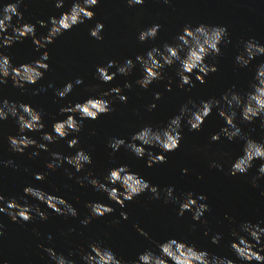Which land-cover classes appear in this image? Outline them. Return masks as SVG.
Masks as SVG:
<instances>
[{
	"label": "water",
	"instance_id": "95a60500",
	"mask_svg": "<svg viewBox=\"0 0 264 264\" xmlns=\"http://www.w3.org/2000/svg\"><path fill=\"white\" fill-rule=\"evenodd\" d=\"M7 2L11 0H0V5ZM74 2L75 0H65L64 7L57 8L56 0H23L20 4L23 20L19 23L34 24L37 37H42L47 35L51 27L50 18H59L70 10ZM91 11L95 13L93 19L64 32L46 49L37 51L31 37L0 49L12 58L14 66L31 63L45 51L50 54V59L46 61L50 70L43 79L35 85H27L26 90L14 87L9 79L6 85L0 86V102L7 99L17 104H30L42 113L45 123L43 131L26 133L39 143H47L41 139L43 132H53V124L67 118L68 114H61L60 108L69 106L70 102L82 103L89 97H99L102 92L111 88H124L126 83L131 82L133 87L124 88L123 93L128 97L127 103L116 97H105L114 100L110 114L101 115L97 120H84V127L79 133H71L67 138L49 144V151L30 147L23 154L11 150L8 137L19 136L20 132L16 118L9 116L7 120L0 121V154L5 161L15 162L10 168L25 187L40 188L63 197L77 209L79 215L76 217L57 215L46 204L32 197L35 204L48 213L49 219L46 221L64 249L68 254L75 252L70 257L76 264H86L82 253L89 252L92 243H99L102 247L111 249L118 258L134 264L146 250L158 251L154 241L162 243L169 238L195 244L199 250L227 257L234 260L235 264H247L238 259L230 244L236 240L232 235L233 230L240 231L241 224L250 221L264 227V177H260L259 173L264 160H255L246 174L229 175L232 163L244 154L245 140L240 137L228 140L222 133L219 141L211 140L212 135L221 132L226 126V121L218 114V108L213 109L200 131H190L185 118L179 148L163 153L167 162L153 167L147 166V156L138 158L126 147L113 155L109 141L117 137L130 142L132 135L146 125L166 127L170 118L178 115L181 106L189 99L195 100L199 105L201 100L222 99L230 88L242 95L251 91V85L256 82L254 78L258 66L264 63V55L257 56L247 67H240L236 57L244 51V44L248 40L255 39L264 45V0H171L170 3H164V0H145L144 4L134 7H130L127 0H100ZM40 20L49 22L48 26L41 27L38 23ZM98 22L104 24L103 40L90 35V30ZM12 23L17 24V18L14 17ZM154 24L161 25L158 36L154 40L141 42L138 39L140 32ZM200 24L226 26L229 34L226 39L231 40L230 44H221L222 54L219 57L207 58L206 62L215 64L218 71L208 75L206 83L197 81L196 73H193L195 87L189 89L185 86L181 89L177 75L179 63L166 67L164 79L154 82L148 89L136 83L143 76L138 62L129 76L120 75L116 67L111 68L110 72H117V75L110 83H103L97 77L98 66H106L113 60L118 65H123L129 58L135 61L137 56L146 55L153 47L163 48L165 43L175 44L176 37L185 26L195 28ZM11 31L9 29V34ZM78 78H82L84 83L76 85L64 99L57 96V89H63L68 82H74ZM169 83L172 84V91L166 89ZM40 89L46 90L38 91ZM34 92L37 94H33ZM156 92L163 94L160 100H154ZM152 103H156L157 107L149 111L148 106ZM240 112L237 109L236 123L243 134L264 142L261 119L257 118L252 123L244 122ZM76 136L79 137V144L75 148L69 147L68 141ZM81 148L92 157V163L86 165L83 171L77 172L67 162L56 170L47 167L53 159L52 152L71 156ZM148 150L161 154L158 147ZM37 151L40 154L31 158V153ZM213 161L222 164L223 168L211 167ZM120 165L129 166L132 172L158 186L160 198L154 199L153 194L147 191L133 201H126L122 208L110 200L106 193L96 191L88 180H85L84 186L78 183V178L87 177L89 172L93 174V178L106 182L104 178L109 170ZM184 168L188 169L187 174L183 173ZM36 173H44L45 180H36ZM70 173L73 174L72 178L69 177ZM254 178H258L259 187L254 186ZM167 187H174V195L178 197V201L165 203L164 189ZM188 192L208 197L206 201H200L210 207V211L200 221L193 219L192 212L178 215L180 202ZM89 202L107 204L115 211L83 225L81 221L90 215L87 207ZM121 212L128 213L127 220L122 218ZM136 225L148 232L150 238L142 236ZM206 231L208 235H205ZM217 233L222 236L219 244L212 242V236Z\"/></svg>",
	"mask_w": 264,
	"mask_h": 264
},
{
	"label": "clouds",
	"instance_id": "9594fccd",
	"mask_svg": "<svg viewBox=\"0 0 264 264\" xmlns=\"http://www.w3.org/2000/svg\"><path fill=\"white\" fill-rule=\"evenodd\" d=\"M23 0H11V2L0 5V49L13 46L17 41L23 42L24 39L31 37L36 46V50L46 49L49 44L55 42L56 38L64 32L70 31L74 26L91 20L95 17V13L91 11L96 7L100 0H75L69 11L64 12L59 18L53 16L50 18L51 27L47 35L37 37V29L31 23H19L23 20V13L20 11V4ZM130 7L144 4L145 0H127ZM171 0H164V3H170ZM65 0H56L57 8L64 7ZM17 18V24H13V19ZM41 27H47V21H38ZM161 25L154 24L150 28L140 32L138 39L146 42L149 39L154 40L160 31ZM9 29L11 33L9 34ZM104 24L98 22L94 28L90 30V35L97 40H103L102 35ZM226 26L200 24L195 28L185 26L182 33L176 37L175 44L165 43L163 48L153 47L146 55H139L136 60L127 59L123 65H118L117 61H109L106 66L97 67V77L103 83L112 82L117 72L120 75L129 76L138 62L141 65L143 76L136 81L142 88L148 89L154 82L164 79V70L179 63L177 75L180 78L179 87L189 89L195 87L192 74L196 73L195 79L201 84L206 83V77L211 73L218 71L215 64L207 63L208 57H219L222 54L221 44H230ZM183 53V55H182ZM264 55V45L259 44L255 39L245 42L244 51L237 57L236 62L240 67H247L257 56ZM50 59L49 52L45 51L43 55L31 62L14 66L12 58L0 51V86L6 85L11 79L13 86L26 90L29 84L35 85L44 78L45 73L50 70V65L46 62ZM116 67L117 72H110V69ZM255 81L251 85V91L242 95L228 89L222 96V99L201 100L197 105L195 100L189 99L187 103L180 108L178 115L170 118L166 127L154 128L152 125L144 126L140 131L134 133L131 141L113 137L109 141V147L113 150V155L122 147H126L136 157L147 159V166L153 167L156 164L167 162V157L163 153L173 152L180 146L183 139V122L187 118V124L190 131H200L214 108L219 109V116L226 121V126L221 132L212 135V141H219L221 133L228 140H235L237 137L245 140L242 156H239L233 163L229 171V175L236 176L238 174H246L253 167V162L257 159L264 160V142H258L248 136H245L242 129L236 123L237 109H240L241 119L244 122L252 123L257 118L261 119V127L264 128V63L258 66ZM82 78L76 79L74 82H68L63 89H57L56 94L59 98H66L76 85L83 84ZM52 87V85H49ZM131 82L124 85V88L131 89ZM124 88L114 87L108 91L102 92L99 97H89L84 102L75 104L69 103V106L61 107V114H68L64 120L56 121L53 124V132H43L41 139L47 143H39L26 135L27 132H42L45 128L43 115L40 111L33 108L30 104L20 103L4 99L0 102V121L7 120L9 116L16 118L19 125V136L10 135L8 137L11 150L23 154L26 149L36 147L40 150L49 151V144L55 143L60 139L67 138L71 133H79L83 127L84 120H97L101 115L110 114L113 111V99L105 97H116L119 101L127 103L128 97L124 95ZM167 91H172V84L166 87ZM40 89L38 91H44ZM37 94V93H33ZM162 93L156 92L154 100H160ZM191 105V107H189ZM157 107L156 103L148 106V110L152 111ZM79 116V119H77ZM138 142V143H137ZM79 144V137L68 141V146L75 148ZM147 146V147H146ZM159 148L161 154L149 151V148ZM39 151L31 153V158H35ZM53 159L47 164V167L56 170L63 166L65 162L73 166L77 172L83 171L86 165L92 163L91 155L84 149H79L75 155L63 156L61 153L52 152ZM7 166H13L15 162L8 160L4 162ZM211 167L223 168L222 164L215 161ZM184 174L188 173V169L184 168ZM260 177H264V164L259 167ZM73 174H69L72 178ZM44 173H36L35 179L39 181L45 180ZM202 178V177H201ZM258 178L253 179V184L259 187ZM85 180L95 188L107 194L108 198L118 203L122 208L125 207L126 201H133L137 196L150 191L154 199L160 198V189L158 186L152 185L139 174L130 170L127 165H120L109 170L104 180L101 182L98 178H93L91 172L87 177L78 178V183L84 186ZM119 185V187H117ZM123 189V190H121ZM174 187H167L165 192V203L176 202L178 197L174 195ZM25 197L31 196L41 203L46 204L50 209L54 210L57 215L76 217L79 215L77 209L71 205L63 197L50 194L40 188L27 186L24 188ZM205 195L197 196L193 192L185 194V198L180 202L178 215L183 216L185 212H192L193 219L200 221L204 214L210 211ZM90 215L83 219L81 223L88 225L94 218L112 214L115 209L101 202H89L87 204ZM0 213L7 214L13 222L22 220L27 223L34 219L33 213L42 220H48L49 215L38 205H31L27 200L22 204L16 198L7 199L0 193ZM123 219H128V213L121 212ZM118 223V221H116ZM206 224L207 221L205 220ZM137 231L142 236L148 237L149 233L139 225H136ZM246 233L247 235H242ZM208 231L205 235H208ZM4 235V226L0 223V237ZM232 235L236 240L232 241L230 247L236 254L238 259L246 261L247 264H264V227L259 223L245 222L241 224L240 231L233 230ZM52 237L49 236L50 240ZM222 236L217 233L212 236V242L219 244ZM156 243L157 252L146 250L138 256L134 264H235V261L227 257H219L210 255L206 250H199L195 244H189L186 241L169 238L164 242L154 241ZM43 248L44 245H41ZM259 248V250H257ZM90 251L82 253V259L86 264H128L127 261L118 258L117 255L109 248L102 247L99 243H92ZM50 258L55 264H76V261L66 258L63 254H58L52 248H45ZM70 256H74L75 252H69Z\"/></svg>",
	"mask_w": 264,
	"mask_h": 264
}]
</instances>
